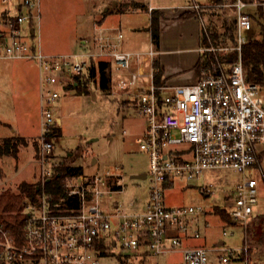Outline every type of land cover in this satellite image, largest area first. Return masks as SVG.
Segmentation results:
<instances>
[{
	"label": "built area",
	"instance_id": "built-area-1",
	"mask_svg": "<svg viewBox=\"0 0 264 264\" xmlns=\"http://www.w3.org/2000/svg\"><path fill=\"white\" fill-rule=\"evenodd\" d=\"M9 1L1 0L3 4ZM245 6L242 0L233 4L236 28L232 45L210 42L201 48L209 60V74L195 83L173 87L156 85L153 48L145 53L120 50L123 34L119 29L95 25L91 51L47 55L36 45L32 27L39 17L38 0H16L14 14L1 12L0 59L31 60L38 66L40 192L35 200L22 203L20 235L0 218V264H100V243L114 246L117 239L128 259L135 256L142 261L149 253L157 257L174 253L182 236L200 237L197 224L205 211L200 206L168 207L166 184L176 178L192 181L216 168L243 174L241 184L230 192L229 217L246 239V227L258 201L256 181L244 173L255 167L264 150L259 148L264 146V83L248 82L243 70L241 51L253 26ZM184 9L199 11L202 6L195 3ZM230 54L234 61L223 59ZM92 60L109 61L115 70H125L127 76L117 81V94L128 97L146 123L137 139L139 149L149 155L145 173L149 191L143 209H137V196L128 200L113 197L125 192V174L118 165L66 177L61 196L45 189L59 166L51 161L57 123L49 106L60 98L54 87L64 88L65 81L84 73ZM144 81L149 82L147 87ZM200 191L209 196L214 188L201 186ZM181 252V264H208L203 247H185ZM238 252L247 255L246 240ZM128 259L126 264H132ZM220 260L221 264L232 262L230 255ZM243 261L247 264L246 258Z\"/></svg>",
	"mask_w": 264,
	"mask_h": 264
},
{
	"label": "rangeland",
	"instance_id": "rangeland-1",
	"mask_svg": "<svg viewBox=\"0 0 264 264\" xmlns=\"http://www.w3.org/2000/svg\"><path fill=\"white\" fill-rule=\"evenodd\" d=\"M15 1L3 4L0 0V14L4 10L14 14ZM114 2L115 0H38L36 13L39 17L32 26L36 32L35 38H40V45L46 52L68 55L80 52V39L88 38L92 24L98 23L106 6L113 5ZM146 16V13L140 12L130 17L134 22L129 25L134 27L133 32H138L135 33L138 43L149 38ZM255 23L253 32L258 36L264 26V19L256 20ZM3 30L0 15V31ZM249 34L250 32L246 33L247 38ZM227 45L232 43L227 42ZM30 61L0 59V145L5 139H12L18 144L17 156L0 155V193L7 190L15 194L21 182L31 184L37 182L38 178L40 94L33 75L35 65ZM17 63L29 64L27 78L31 74L34 79L29 81L13 73L12 69L17 71ZM111 76L112 93L102 92L94 82L86 90L78 89L73 94H69L61 85L54 87L60 98L49 108L61 123L57 125L58 129L52 139L54 149L51 161H56L59 165L63 162L80 165L82 172L86 173L102 172L118 165L125 174V192L113 197L128 200L137 196L143 202L149 191L148 179L142 177L148 170L149 155L139 149L137 139L141 137L146 123L130 103V99L117 94V81L127 76L125 70H115L111 66ZM142 84L147 87L149 82L144 81ZM261 96L264 99V89ZM23 141L28 145L25 146ZM78 148L82 149L81 153ZM259 148L264 146L260 145ZM244 176L254 179L257 184L258 202L254 213L264 214V150L258 155L255 167L247 170ZM242 181L241 172L216 168L208 169L192 181L176 178L165 190L164 198L168 207L200 206L204 209L205 214L197 224L200 235L197 240L207 251L208 264H221L220 257L227 255L232 258L231 264H244V261L236 259L245 243L242 229L229 220H223L215 212L219 209L229 214L233 204L230 192ZM201 186H212L214 193L205 196L200 191ZM110 237V240L115 239L112 233ZM116 241L113 247L106 245L107 241L100 243L97 252L100 264L126 262L129 254L121 249L119 239ZM219 242L223 244L217 246ZM246 244L248 253L246 256L243 254L242 259L246 258L247 264H264V247H257L254 243ZM215 247L219 251L211 250ZM128 260L132 264H181L174 254L157 257L149 253L142 261H137L135 256Z\"/></svg>",
	"mask_w": 264,
	"mask_h": 264
},
{
	"label": "crops",
	"instance_id": "crops-1",
	"mask_svg": "<svg viewBox=\"0 0 264 264\" xmlns=\"http://www.w3.org/2000/svg\"><path fill=\"white\" fill-rule=\"evenodd\" d=\"M129 0H115L114 3L127 2ZM134 2H140L147 7V10H133L123 9V12L114 11L102 16L99 22H94L91 26L92 30L88 38L80 39L81 47L80 52L91 51L94 48V37L96 35V26L102 28L119 29L123 32V39L121 41V49L135 52L145 53L148 49L153 47L150 41L149 24L151 18V10H159L162 13V17L159 19V46L155 49V59L157 58L162 73L159 77L157 84L173 87L175 85H189L197 82L200 79V75L196 72L195 66L204 55L200 52L201 48L206 46L202 43V36L207 34L208 30L215 36H220L225 30V26L230 25V22H234L236 8L233 7L235 0H133ZM246 3L245 11L248 13L253 23L252 30L249 37L255 36V22L256 20L263 19L259 17L258 7L262 8L264 13V0H242ZM113 3V4H114ZM199 4L202 6V10L194 11L191 9L185 10L184 7L192 4ZM106 7H112L106 6ZM140 12L146 13L147 27L149 38L147 41L139 42L136 37L138 32H133L134 27L130 26L134 21L130 19L132 15H138ZM131 15V16H130ZM181 15H186L181 17ZM35 30V29H34ZM36 33V32H35ZM136 33V34H135ZM209 36V35H208ZM224 38V37H222ZM36 45L40 48L41 52L47 55H59L50 52L43 51V47L40 45V38H34ZM225 45L227 42L233 43L229 38L225 37ZM216 42V41H215ZM212 41L211 43H215ZM223 44V42L221 43ZM75 54V53H74ZM18 62H27L30 60L13 59ZM32 62V61H30ZM34 79L33 75L29 74V64L17 63V71L12 69L13 73H17L22 79L36 80L38 90H40L39 84V71L35 62ZM113 79V76H112ZM113 81V80H112ZM156 84V85H157ZM40 97V95H39ZM57 125H60V119ZM57 121V118H56ZM57 123V122H56ZM28 144L25 143V146ZM96 161V158H95ZM172 184V183H171ZM139 199V198H138ZM146 199L142 202L139 200L137 209H143L145 207ZM257 216L253 212L252 217ZM231 223L235 224L233 221ZM200 238V237H199ZM198 238H190L186 236L181 237V245L174 254L178 257L179 263L182 258L181 250L185 247H203L198 243ZM223 242H219L217 246H221ZM212 251H219L218 247L211 248ZM170 254V255H171ZM241 253H238L237 260L243 261ZM168 256V255H167ZM145 257V256H144ZM143 257V259H144Z\"/></svg>",
	"mask_w": 264,
	"mask_h": 264
},
{
	"label": "trees",
	"instance_id": "trees-1",
	"mask_svg": "<svg viewBox=\"0 0 264 264\" xmlns=\"http://www.w3.org/2000/svg\"><path fill=\"white\" fill-rule=\"evenodd\" d=\"M123 9H133V10H147V7L140 3L134 2L133 0H129L127 2L114 3L112 7H106L103 11V17L106 14L114 11L123 12ZM258 14L260 18L264 19V13L262 12V8L258 7ZM186 15H181V17ZM162 17V13L159 10L151 11V18L149 24V33H150V41L153 44L155 49L159 46V19ZM230 25L225 26V30L220 36H215L208 32L204 33L202 36L203 45H209L210 42L216 41L213 44H220L225 40V37L229 38L233 42L234 31L236 28V24L232 21L229 23ZM209 35V36H208ZM224 37V38H222ZM248 41L243 45L241 56H242V64L243 70L245 72V78L248 82L251 83H264V26H262L261 30L258 33V36H252L247 39ZM229 58L223 57L224 60H228L230 62L235 60V56L233 54L228 55ZM153 67L155 70V83L159 82V77L162 73V68L157 60V58L153 60ZM196 72L200 75V79L204 78L209 74V60L206 57H201L197 65L195 66ZM96 83L97 87L102 92H110L111 91V64L108 61H95L92 60L89 67L86 71L80 75L73 76L71 80L66 81L64 88L70 91L77 92L78 89H84L88 87L90 83ZM76 84V85H75ZM111 93V92H110ZM57 126V125H56ZM58 127V126H57ZM55 132L57 131V128ZM24 143V141H23ZM25 144V143H24ZM18 144L15 143L12 139H5L0 145V155L2 154H10L13 157L17 156L18 152ZM79 153H81L82 149L78 148ZM77 150V151H78ZM258 158V157H257ZM82 173V167L76 166L75 164H67L60 163L58 167H56L54 171V176L47 181L45 189L46 191L56 193L57 196H61L64 193L61 185L66 177L79 175ZM171 184L167 183L166 187L169 188ZM40 192V184L35 183H27L21 182L18 185L17 193H12L7 190H3L0 193V218L4 221V223L10 227L14 234L20 235L21 226H22V203L25 199L35 200L38 193ZM215 212L222 218L223 220L232 221L229 217V214L225 213L222 210L216 209ZM246 242L254 243L257 247H264V214H258L257 216L252 217L250 222L246 227ZM110 247H113V244H110ZM121 264H126V262H121Z\"/></svg>",
	"mask_w": 264,
	"mask_h": 264
},
{
	"label": "water",
	"instance_id": "water-1",
	"mask_svg": "<svg viewBox=\"0 0 264 264\" xmlns=\"http://www.w3.org/2000/svg\"><path fill=\"white\" fill-rule=\"evenodd\" d=\"M31 33H32V35L34 34V30H32V28H31ZM0 37H1V34H0ZM1 41H2V39H1ZM76 85V84H75ZM69 94H73L74 93V91L72 90V91H70V92H68ZM57 124L59 123V120L57 119ZM93 163H95V159H93V161H92ZM143 178L145 177V174L142 176Z\"/></svg>",
	"mask_w": 264,
	"mask_h": 264
}]
</instances>
